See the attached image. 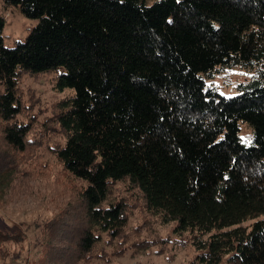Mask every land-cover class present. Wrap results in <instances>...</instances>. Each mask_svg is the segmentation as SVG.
<instances>
[{
    "label": "trees",
    "instance_id": "1",
    "mask_svg": "<svg viewBox=\"0 0 264 264\" xmlns=\"http://www.w3.org/2000/svg\"><path fill=\"white\" fill-rule=\"evenodd\" d=\"M4 2L39 22L8 47L0 16V150L29 162L60 135L50 149L70 197L39 259L15 257L25 232L0 227V264H88L124 241L139 203L147 229L187 233L201 263L264 264V0ZM230 66L252 76L226 96L207 81ZM43 74L74 92L30 138L19 83ZM117 181L129 196L104 205ZM167 239L152 230L138 246Z\"/></svg>",
    "mask_w": 264,
    "mask_h": 264
},
{
    "label": "rangeland",
    "instance_id": "2",
    "mask_svg": "<svg viewBox=\"0 0 264 264\" xmlns=\"http://www.w3.org/2000/svg\"><path fill=\"white\" fill-rule=\"evenodd\" d=\"M149 1L151 3L153 0ZM0 16L5 19L3 39L8 47L25 40L39 22L38 18L23 15L15 6H6L4 0H0ZM251 76V70L230 66L217 72L207 82L216 86L223 95L232 96L238 93V84L247 81ZM54 77V74L26 76L19 83L21 100L25 107L18 120H32L34 128L30 138L39 135L45 117L51 114L52 103L74 92L70 88L56 89ZM3 89L4 86L0 84V90ZM241 137L246 142L252 140L246 123L241 125ZM44 140L38 156L29 162L28 155L23 152L12 156L8 149L3 156L0 150V227L15 232L22 229L25 232V238L13 252L21 261L42 257V229L53 217L62 214L70 197L66 192L64 174L50 149L54 140H61V136L45 135ZM13 157L17 159L14 160ZM129 193L127 184L117 181L112 185L103 204L108 205L119 198H127ZM130 212L124 241L118 240L112 245H104V255H98L88 264H204L197 259L200 251L187 239V233L176 236L171 232L170 225L157 224L147 229L145 220L148 216L141 209L140 203L133 205ZM251 222L252 220H247L243 225ZM140 226L141 233H137L135 230ZM152 230L163 237L170 236V241L167 239L164 245H155L152 248L138 246V240L149 236ZM120 248L122 251L117 252ZM160 249L162 251L159 253Z\"/></svg>",
    "mask_w": 264,
    "mask_h": 264
}]
</instances>
